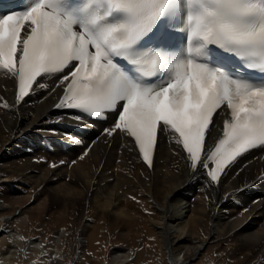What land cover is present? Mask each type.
Here are the masks:
<instances>
[{"label": "bare ground", "instance_id": "1", "mask_svg": "<svg viewBox=\"0 0 264 264\" xmlns=\"http://www.w3.org/2000/svg\"><path fill=\"white\" fill-rule=\"evenodd\" d=\"M45 84L17 104L0 71V264H264V149L211 184L159 131L149 168L106 122L74 129Z\"/></svg>", "mask_w": 264, "mask_h": 264}, {"label": "snow or ice", "instance_id": "2", "mask_svg": "<svg viewBox=\"0 0 264 264\" xmlns=\"http://www.w3.org/2000/svg\"><path fill=\"white\" fill-rule=\"evenodd\" d=\"M0 71L15 81L17 104L48 88L38 78L62 74L54 107L78 121L117 112L105 134L131 137L149 168L158 130L214 184L264 149V0H27L0 12Z\"/></svg>", "mask_w": 264, "mask_h": 264}, {"label": "rangeland", "instance_id": "3", "mask_svg": "<svg viewBox=\"0 0 264 264\" xmlns=\"http://www.w3.org/2000/svg\"><path fill=\"white\" fill-rule=\"evenodd\" d=\"M3 230H4V229H3ZM61 230H63V228H62ZM17 236H19V234H17ZM22 240H23L22 237H20V238H19V241H22ZM32 241L35 242V244H34L35 246L33 245L32 248L35 249V250H36V249H37V250H40V249H41V246H42V243L40 242V237H38V236L36 237V236H35V237L33 238ZM37 246H38V247H37ZM36 247H37V248H36ZM39 247H40V248H39ZM78 252H79V251H78ZM78 254H79V256H80V255H81V251H80ZM167 258H168V256H167ZM195 260H196V257L193 258V260L191 261V263L194 264ZM187 264H190V263H187Z\"/></svg>", "mask_w": 264, "mask_h": 264}]
</instances>
